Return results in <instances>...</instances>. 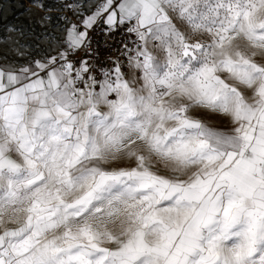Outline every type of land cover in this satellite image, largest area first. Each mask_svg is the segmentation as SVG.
Listing matches in <instances>:
<instances>
[{
	"label": "snow or ice",
	"instance_id": "obj_1",
	"mask_svg": "<svg viewBox=\"0 0 264 264\" xmlns=\"http://www.w3.org/2000/svg\"><path fill=\"white\" fill-rule=\"evenodd\" d=\"M62 7L0 64V264H264V0ZM100 24L127 72L73 62Z\"/></svg>",
	"mask_w": 264,
	"mask_h": 264
},
{
	"label": "rangeland",
	"instance_id": "obj_2",
	"mask_svg": "<svg viewBox=\"0 0 264 264\" xmlns=\"http://www.w3.org/2000/svg\"><path fill=\"white\" fill-rule=\"evenodd\" d=\"M45 10L32 6L33 0H0V55L19 56L13 40L24 45V57L56 50L51 36L61 37L65 23L61 17L72 21L68 9L63 8L65 0H42ZM32 4V5H30ZM47 8H51L48 12ZM43 18V19H42ZM23 33V35H21Z\"/></svg>",
	"mask_w": 264,
	"mask_h": 264
},
{
	"label": "built area",
	"instance_id": "obj_3",
	"mask_svg": "<svg viewBox=\"0 0 264 264\" xmlns=\"http://www.w3.org/2000/svg\"><path fill=\"white\" fill-rule=\"evenodd\" d=\"M66 13L69 16L73 15L69 10ZM105 27V25L100 24L97 30L92 33V48L95 49L96 52L95 59L93 60L87 52H80L73 62L75 63L80 59H87L90 62L95 63L98 69L103 68L104 70H108L114 66V63L117 60H119L123 65L125 72H127V58L122 54L124 51L123 41H130L134 37L130 36V34L123 29H119L111 34H106L105 31H103Z\"/></svg>",
	"mask_w": 264,
	"mask_h": 264
},
{
	"label": "crops",
	"instance_id": "obj_4",
	"mask_svg": "<svg viewBox=\"0 0 264 264\" xmlns=\"http://www.w3.org/2000/svg\"><path fill=\"white\" fill-rule=\"evenodd\" d=\"M32 5V4H30ZM34 6V4L32 5ZM76 19H78L77 17H75L72 21H75ZM56 51H58V49L48 52V53H43V54H38V55H34V56H30V57H20V56H1L0 55V64H8V63H23L25 60L31 59L33 57L36 58H41L44 57L46 55H55ZM80 54V53H79ZM78 54V55H79ZM77 56V55H76Z\"/></svg>",
	"mask_w": 264,
	"mask_h": 264
}]
</instances>
